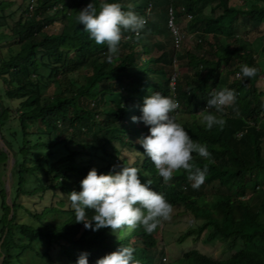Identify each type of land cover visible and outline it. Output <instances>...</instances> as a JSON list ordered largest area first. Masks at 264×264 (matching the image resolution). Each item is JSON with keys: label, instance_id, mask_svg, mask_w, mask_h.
I'll use <instances>...</instances> for the list:
<instances>
[{"label": "trees", "instance_id": "obj_1", "mask_svg": "<svg viewBox=\"0 0 264 264\" xmlns=\"http://www.w3.org/2000/svg\"><path fill=\"white\" fill-rule=\"evenodd\" d=\"M89 2L0 0V136L15 159L11 216L0 188V264H74L81 251L94 264L119 245L131 246L140 264H264V86L256 85L264 77V62L257 59L259 50L264 55V0H120L146 23L138 34L122 30L111 62L106 45L96 44L76 21ZM169 9L176 18L191 14L188 27L197 32L194 50L179 58L168 45ZM154 31L166 41L153 40ZM241 64L256 67V74L236 76ZM177 65L185 69L175 79L178 99L189 112L220 88L235 92L222 127L179 122L211 153V163L192 153L194 166L207 164L197 188L183 169L162 181L136 142L147 126L130 119L139 117L144 97L169 93ZM123 150L136 159L127 163ZM6 160L0 150V161ZM121 166L137 167L140 181H151L172 208L184 206L194 221L179 242L187 236L222 241L230 254L215 259L192 247L163 262L156 237L140 226L92 231L75 222L68 192L79 191L90 168L100 174Z\"/></svg>", "mask_w": 264, "mask_h": 264}, {"label": "clouds", "instance_id": "obj_2", "mask_svg": "<svg viewBox=\"0 0 264 264\" xmlns=\"http://www.w3.org/2000/svg\"><path fill=\"white\" fill-rule=\"evenodd\" d=\"M168 14L167 28L172 40L169 45L173 47L176 44L169 20L170 16L174 21L176 17L171 9ZM189 17L192 18L191 14ZM76 21L96 44L106 45L107 62H111L119 52L122 30L138 34L146 23L145 18L133 11L131 6L123 8L120 0H99L96 6L90 0L77 11ZM176 26L181 32L179 26ZM153 40L165 42L166 34L154 31ZM182 42L183 33L179 46ZM256 72V67L241 64L238 75L242 79L251 78ZM173 74L169 93L162 95L159 91H153L143 98L139 117L134 115L130 119L133 122L142 121L147 126V134L138 137L136 142L162 181L167 183L174 172L183 169L187 172L191 187L197 188L204 181L207 164L194 166L192 153L207 159L208 163L212 162L211 153L206 144L191 138L181 123L188 124L195 119L206 129L214 125L222 127L225 123L222 116L224 106L234 102L235 92L227 87L216 90L210 93L202 108L189 112L180 104L175 80L178 75L175 72ZM139 172L134 166H121L119 171L110 170L100 174H97L94 167L90 168L79 181V191L68 192L74 221L81 222L85 229L90 228L92 231L108 228L114 232L122 226L129 229L140 226L145 233L152 232L161 219L169 218L172 205L163 193L152 189L151 181L141 182ZM88 209L93 212L91 218L86 216ZM193 221L190 218L189 222ZM163 251L165 254V249ZM133 253L131 246L119 245L115 250L97 258L94 264H140L139 260L133 258ZM87 255L81 251L74 264H88ZM161 260L167 261L166 256Z\"/></svg>", "mask_w": 264, "mask_h": 264}, {"label": "rangeland", "instance_id": "obj_3", "mask_svg": "<svg viewBox=\"0 0 264 264\" xmlns=\"http://www.w3.org/2000/svg\"><path fill=\"white\" fill-rule=\"evenodd\" d=\"M19 1L20 0H16V2ZM231 1L232 3H235L237 5L243 3V0H231ZM211 5L212 3L210 1L207 2L206 5L204 6L203 11L206 13L209 12ZM189 19H191L189 17V14L187 15L184 14L176 18L175 21L173 20V24L178 25L181 32L183 33V42L181 43V45L177 47L173 46L174 49L173 55L176 58L183 56L184 52L187 50H191V49L194 50V44L198 41V37L196 36L197 32L189 29L188 27ZM169 24L171 25V22H169ZM241 29L242 28H237L235 30L237 32V35L239 33V35H243L244 38L250 39V35H248V33L246 34L245 32H241L242 31ZM262 32L257 33V36L261 35ZM170 47L172 48V46ZM197 51L202 52V49L198 48ZM259 51L257 54V59L261 62H264V55ZM176 70L178 76H180V74L184 73L185 71L184 67L180 68L178 65ZM42 72L44 73V75L47 73L46 70H42ZM189 73H191V71H189ZM256 85L263 88L264 86L263 76L258 78ZM0 90H1V81H0ZM224 108L226 110L229 108L228 111L230 110L229 105L224 106ZM263 148H264V141H263ZM123 155L127 163H131L133 159H136L135 157H137L135 154H132V152L126 150H123ZM6 169H7V162L0 161V188L3 189L5 183ZM190 218L191 217L184 210L183 205H176L172 208L169 218L161 219L159 224L157 225V228L152 231V233L157 239L158 248L163 247V250L165 249L164 255L166 256L167 261L168 259L180 256L182 253H184V251L192 247L198 249L202 253L212 256L215 259H222L230 254V252H227L223 249L222 241H213V242L204 243L200 239L193 241L190 236H187L181 242H179L178 241L179 236L182 235L187 229H190L191 227V225H189Z\"/></svg>", "mask_w": 264, "mask_h": 264}, {"label": "water", "instance_id": "obj_4", "mask_svg": "<svg viewBox=\"0 0 264 264\" xmlns=\"http://www.w3.org/2000/svg\"><path fill=\"white\" fill-rule=\"evenodd\" d=\"M2 105V102L0 100V107ZM0 150L5 152L7 155V169H6V175H5V183H4V191H5V198L4 202L7 206L10 207V213L9 216L13 214L12 206H11V200H10V193H11V186H12V172L14 170L15 166V159L12 154V152L9 150L6 143L3 141V139L0 136ZM2 239L0 240L1 245Z\"/></svg>", "mask_w": 264, "mask_h": 264}, {"label": "built area", "instance_id": "obj_5", "mask_svg": "<svg viewBox=\"0 0 264 264\" xmlns=\"http://www.w3.org/2000/svg\"><path fill=\"white\" fill-rule=\"evenodd\" d=\"M169 22H171V25H169L175 39V44L176 46H179L180 42L182 41V33L179 31L178 27L173 24L172 16H170ZM236 75H238V73H236Z\"/></svg>", "mask_w": 264, "mask_h": 264}]
</instances>
